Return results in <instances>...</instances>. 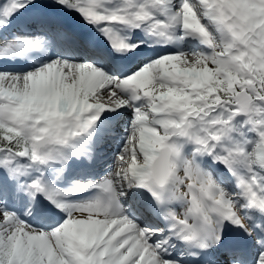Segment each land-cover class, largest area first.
<instances>
[{"label":"snow or ice","instance_id":"1","mask_svg":"<svg viewBox=\"0 0 264 264\" xmlns=\"http://www.w3.org/2000/svg\"><path fill=\"white\" fill-rule=\"evenodd\" d=\"M0 264H264V0H0Z\"/></svg>","mask_w":264,"mask_h":264},{"label":"bare ground","instance_id":"2","mask_svg":"<svg viewBox=\"0 0 264 264\" xmlns=\"http://www.w3.org/2000/svg\"><path fill=\"white\" fill-rule=\"evenodd\" d=\"M18 65L20 66V63H18ZM103 157H104V156H102L101 158H103ZM101 158H99V159L96 161V163H97V162H98V161H99ZM103 159H104V158H103ZM101 161H102V160H101ZM96 163H95V164H96ZM93 165H94V164H93ZM85 166H88V167H90V166H91V168H92V165H85ZM76 169H77V166H75V167H73L72 169H70V171H69V172H71V171L73 172V171H75ZM100 169H101V168H100ZM100 169H99L98 171H100V172H101V171H102V169H101V170H100ZM98 171H97V172H98ZM30 218H31V217H30Z\"/></svg>","mask_w":264,"mask_h":264},{"label":"rangeland","instance_id":"3","mask_svg":"<svg viewBox=\"0 0 264 264\" xmlns=\"http://www.w3.org/2000/svg\"><path fill=\"white\" fill-rule=\"evenodd\" d=\"M10 210V209H9ZM12 210V209H11Z\"/></svg>","mask_w":264,"mask_h":264}]
</instances>
